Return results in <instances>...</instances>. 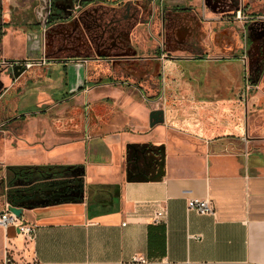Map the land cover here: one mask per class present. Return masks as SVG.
<instances>
[{"label": "crops", "instance_id": "crops-1", "mask_svg": "<svg viewBox=\"0 0 264 264\" xmlns=\"http://www.w3.org/2000/svg\"><path fill=\"white\" fill-rule=\"evenodd\" d=\"M47 18L60 20L59 12ZM261 24L248 41L264 37ZM187 32L182 26L176 39ZM0 34L1 59L44 55L35 31L6 21ZM12 41L21 42L19 55L9 52ZM228 46L189 57L174 46L183 56L167 50L158 61L147 40L139 67L76 58L51 61L50 72L33 68L34 82L15 95L22 104L33 93L34 108L49 111L0 117V166L36 233L25 240L0 226V264H139L135 255L146 264H264V105L253 109L264 97V68L249 97L258 86L241 53L250 48L223 56ZM24 75L0 67V96ZM153 109L164 120L150 126ZM191 198L210 200L214 213L188 210ZM158 209L166 219L154 224Z\"/></svg>", "mask_w": 264, "mask_h": 264}, {"label": "rangeland", "instance_id": "rangeland-1", "mask_svg": "<svg viewBox=\"0 0 264 264\" xmlns=\"http://www.w3.org/2000/svg\"><path fill=\"white\" fill-rule=\"evenodd\" d=\"M50 3L56 9L49 8V11L57 10L60 16V20L52 23L47 22L48 18L42 20V12L39 20L36 19L39 0H0V25L7 21L13 27H18L19 33L22 30L26 35L35 31L41 40L44 55L31 59L43 60V63L33 68L47 66L45 70L50 72L48 63L51 61L76 58L102 61L111 58L121 66L139 67L145 62L142 56L146 55L145 51H139V47L147 40L155 46L157 55L161 53L158 61L168 55L164 54L167 50L174 56H193L191 52L197 50L202 55H213L218 43L229 42L233 48L228 46V52L223 56H233V50L240 46L245 49V45H248L247 52L250 48V55L241 54L247 60L245 73L252 80L250 85L258 86L255 71L264 68V37L259 35L261 37L258 36L256 41H253L254 38L248 41L247 36L254 25L264 23V0H49L47 7H50ZM24 20L25 24L21 22ZM182 26L188 32L185 40L180 41L175 35ZM242 26L247 30L246 35ZM259 28L264 32V24ZM221 32H226L227 36L223 35L218 42L217 34ZM174 46L179 50L183 47L185 54L182 55L179 50H176L179 53L172 51ZM8 49L12 55H19L21 42L12 41ZM148 59H152L149 61L152 63L156 58L148 56ZM32 69L26 70L25 76L30 73V76L34 75ZM7 73L12 79L10 70ZM37 75L40 77L41 74ZM42 82L45 85L43 88H49L48 79ZM40 86L37 83L30 88ZM259 89L260 86L251 88L249 97H253ZM15 94L13 90V93L4 92L0 96V117L11 118L33 109L36 112L49 111L46 105L34 108L33 93L25 96L28 102H23H27V106L23 102L21 104ZM260 96H264V93ZM259 102L261 106L257 104L253 109L263 108L264 97ZM3 176L4 171L0 166V210L13 193L12 187H8V191L5 189Z\"/></svg>", "mask_w": 264, "mask_h": 264}, {"label": "built area", "instance_id": "built-area-1", "mask_svg": "<svg viewBox=\"0 0 264 264\" xmlns=\"http://www.w3.org/2000/svg\"><path fill=\"white\" fill-rule=\"evenodd\" d=\"M49 1V0H48ZM48 4V2H47ZM51 4V3H50ZM48 14L50 11L47 9ZM240 12H238L239 17ZM47 20V17L45 21ZM43 63V60H34V59H23L16 61H9L0 58V67L11 69L14 66L23 67L26 70H30L35 66H38ZM186 208L188 210H193L199 214L203 215H211L213 214V205L208 199H199V198H191L186 201ZM166 212L165 209H158L154 212L152 216V222L154 224H159L165 222ZM0 226L3 228L13 227L17 230V233L22 236L25 240H32L35 237L36 226L32 223H28L22 219V217H17L14 213H11L7 209V205L0 210ZM132 262H137L139 264H146L147 260L143 255H135L131 258Z\"/></svg>", "mask_w": 264, "mask_h": 264}, {"label": "water", "instance_id": "water-1", "mask_svg": "<svg viewBox=\"0 0 264 264\" xmlns=\"http://www.w3.org/2000/svg\"><path fill=\"white\" fill-rule=\"evenodd\" d=\"M40 4L37 8L38 14L41 12L43 13L42 20H45L47 17V9L46 5L48 0H39ZM43 24V22L41 23ZM25 73V68L19 67V66H14L12 68V74L15 78H18L20 75ZM164 120V112L163 109H153L149 113V125L153 126L157 123H161ZM7 209L11 212L14 213L17 217H21L23 209L20 206H16L10 203H7Z\"/></svg>", "mask_w": 264, "mask_h": 264}, {"label": "flooded vegetation", "instance_id": "flooded-vegetation-1", "mask_svg": "<svg viewBox=\"0 0 264 264\" xmlns=\"http://www.w3.org/2000/svg\"><path fill=\"white\" fill-rule=\"evenodd\" d=\"M49 4L46 5V9L49 10V8H53L52 5L50 4V7H47ZM244 80V79H243ZM34 82V80L32 79V76L28 75V76H23L19 83L15 84L11 89L10 92L14 90V93H16L18 89H20L21 91H24V89L28 88L30 86V84H32ZM29 85V86H28Z\"/></svg>", "mask_w": 264, "mask_h": 264}, {"label": "trees", "instance_id": "trees-1", "mask_svg": "<svg viewBox=\"0 0 264 264\" xmlns=\"http://www.w3.org/2000/svg\"><path fill=\"white\" fill-rule=\"evenodd\" d=\"M56 14H51L50 15V20L51 21H53V19L55 20L56 19ZM0 36H1V34H0ZM15 191H13V193H11L10 194V198H9V200H8V203H10V204H13V205H15L17 202H16V199H15Z\"/></svg>", "mask_w": 264, "mask_h": 264}]
</instances>
